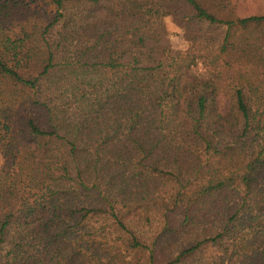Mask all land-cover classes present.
I'll list each match as a JSON object with an SVG mask.
<instances>
[{"label": "trees", "instance_id": "1", "mask_svg": "<svg viewBox=\"0 0 264 264\" xmlns=\"http://www.w3.org/2000/svg\"><path fill=\"white\" fill-rule=\"evenodd\" d=\"M224 2L0 0V264H264V15Z\"/></svg>", "mask_w": 264, "mask_h": 264}, {"label": "rangeland", "instance_id": "2", "mask_svg": "<svg viewBox=\"0 0 264 264\" xmlns=\"http://www.w3.org/2000/svg\"><path fill=\"white\" fill-rule=\"evenodd\" d=\"M224 3L233 7V9H234L233 13L236 17L244 18V17H249V16L264 15V0H225ZM40 9H42V10L44 9L45 11L46 10L48 11V13L45 15L48 20L53 16L51 8H49V7L45 8V7H43V5H41ZM44 10L42 13H44ZM171 27L172 26H170V28ZM172 29H174V28H172ZM203 31H204V33L209 34V35H216L217 34L216 30L208 29L206 27H205V29H203ZM203 31L202 32L197 31V34H202ZM186 39L187 38H185L184 35L179 31L177 35L173 34V36L170 38V40H169L170 46L174 50L186 49L188 47V45L190 44V42L187 41ZM212 72H213V69H209V71H207V73L205 71L203 73L210 75V74H212ZM222 82L223 81H221V83ZM18 98L21 99L22 95L20 94L18 96ZM2 164H3V159H2V156H0V168H1Z\"/></svg>", "mask_w": 264, "mask_h": 264}]
</instances>
